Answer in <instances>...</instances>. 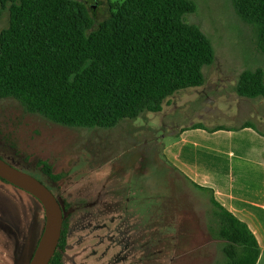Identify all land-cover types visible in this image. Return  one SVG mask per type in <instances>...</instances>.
Wrapping results in <instances>:
<instances>
[{
	"label": "rangeland",
	"instance_id": "1",
	"mask_svg": "<svg viewBox=\"0 0 264 264\" xmlns=\"http://www.w3.org/2000/svg\"><path fill=\"white\" fill-rule=\"evenodd\" d=\"M94 19L91 32L123 0H79ZM185 15L212 41L215 58L203 68L202 86L182 89L158 112L144 111L111 128L70 127L0 97V154L28 164L68 204L62 264H223L225 241L214 236L210 195L166 164L164 144L184 126L235 125L264 116V98L240 96L245 70H264L259 26L243 19L233 0H194ZM10 23L2 9L0 33ZM254 108V109H253ZM61 179L52 183L38 161ZM46 223L31 193L0 179V264H25Z\"/></svg>",
	"mask_w": 264,
	"mask_h": 264
},
{
	"label": "trees",
	"instance_id": "2",
	"mask_svg": "<svg viewBox=\"0 0 264 264\" xmlns=\"http://www.w3.org/2000/svg\"><path fill=\"white\" fill-rule=\"evenodd\" d=\"M8 4L10 23L0 33V97H13L62 125L111 128L144 111H161L176 91L202 86L203 68L215 58L212 41L185 20L197 10L194 0H123L91 32L94 19L79 0H0V16ZM233 5L259 26L264 51V0H233ZM237 92L264 98V70H245ZM0 156L32 173L28 164ZM37 163L52 183L61 179L51 164ZM210 201L209 229L226 242L223 264H256L260 247L253 232L212 193ZM67 230L65 216L50 264H62Z\"/></svg>",
	"mask_w": 264,
	"mask_h": 264
},
{
	"label": "crops",
	"instance_id": "3",
	"mask_svg": "<svg viewBox=\"0 0 264 264\" xmlns=\"http://www.w3.org/2000/svg\"><path fill=\"white\" fill-rule=\"evenodd\" d=\"M245 110L250 115L239 124L182 127L164 144L162 156L247 224L260 247L256 264H264V116L257 108Z\"/></svg>",
	"mask_w": 264,
	"mask_h": 264
},
{
	"label": "water",
	"instance_id": "4",
	"mask_svg": "<svg viewBox=\"0 0 264 264\" xmlns=\"http://www.w3.org/2000/svg\"><path fill=\"white\" fill-rule=\"evenodd\" d=\"M0 178L31 193L43 205L46 223L38 245L25 264H50L61 241L65 219L63 205L54 191L35 174L0 156Z\"/></svg>",
	"mask_w": 264,
	"mask_h": 264
}]
</instances>
